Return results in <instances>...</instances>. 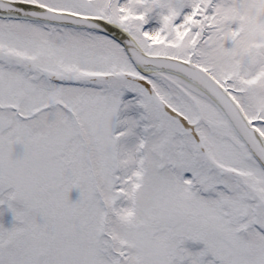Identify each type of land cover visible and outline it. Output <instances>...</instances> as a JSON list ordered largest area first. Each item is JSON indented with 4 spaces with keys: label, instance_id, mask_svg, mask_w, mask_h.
Returning <instances> with one entry per match:
<instances>
[{
    "label": "snow or ice",
    "instance_id": "obj_1",
    "mask_svg": "<svg viewBox=\"0 0 264 264\" xmlns=\"http://www.w3.org/2000/svg\"><path fill=\"white\" fill-rule=\"evenodd\" d=\"M0 264H264V0H0Z\"/></svg>",
    "mask_w": 264,
    "mask_h": 264
}]
</instances>
